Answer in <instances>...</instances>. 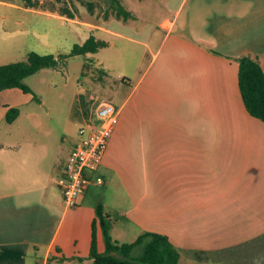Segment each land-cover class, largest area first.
I'll use <instances>...</instances> for the list:
<instances>
[{
    "label": "crops",
    "instance_id": "1",
    "mask_svg": "<svg viewBox=\"0 0 264 264\" xmlns=\"http://www.w3.org/2000/svg\"><path fill=\"white\" fill-rule=\"evenodd\" d=\"M85 1L95 3L89 23L97 33L140 22L148 1L168 11L159 28L173 29L185 9L190 26L176 45L177 65L165 62L147 82L142 75L125 100L141 87V135L133 139L141 145V187L114 184L110 203L95 194L93 187H109L101 167L117 170L112 134L98 169L105 182L91 185L78 205L103 202L115 240L127 232L166 234L179 264H264V121L244 104L238 60L249 55L264 68V0H122L135 15L129 18L110 8L113 0ZM33 9L87 26L77 12L69 18ZM16 88L0 91V123L18 107L7 99ZM14 140L9 152L0 140V264H94L90 251L68 252L59 240L68 207L57 177L78 139L71 148L52 137ZM89 233L92 239V226ZM97 234L100 249L99 227Z\"/></svg>",
    "mask_w": 264,
    "mask_h": 264
},
{
    "label": "rangeland",
    "instance_id": "2",
    "mask_svg": "<svg viewBox=\"0 0 264 264\" xmlns=\"http://www.w3.org/2000/svg\"><path fill=\"white\" fill-rule=\"evenodd\" d=\"M7 1L17 5L0 3V64L26 60L33 50L56 55L70 53L76 43H83L91 34L97 33L89 23L92 22L94 11L82 0L69 1L80 16L82 22H79L87 25L85 29L80 24L26 8L22 0ZM42 1L50 6L55 0ZM140 10L143 13V9ZM167 12L163 5L148 1L140 22L130 27H116L117 32L97 33L108 41L107 46L86 55L68 56L58 66L44 67L28 76L25 81L33 92H25L18 87L16 89L20 93H13V97L7 98L20 107L21 112L12 123L6 118L1 121L0 140L4 143L1 151H11L8 146L14 139L35 136L52 137L71 148L80 136V128L92 116L98 103L103 99L111 100L118 106L123 104L113 129L110 153L117 170L109 172L105 166L101 167L109 187L95 186V194L101 198L103 193L110 203L114 184L119 187L124 184L141 187V145L137 140L133 142L141 135V87L128 103L125 100L131 84L137 83L142 75L147 82L165 62L175 66L182 58L176 45L183 27L190 26V23L187 24V9L169 31L159 28L157 24ZM96 202L86 200L80 202L82 206L77 204L66 209L59 240L68 252L77 248L85 253L90 251L89 229L96 214ZM62 204L65 208L64 197ZM120 221L124 223V219ZM98 227L102 229L101 225ZM137 236L127 232L120 237V242H132ZM78 240L80 243L77 246ZM100 249H105L104 240ZM141 250L137 247L135 254Z\"/></svg>",
    "mask_w": 264,
    "mask_h": 264
},
{
    "label": "trees",
    "instance_id": "3",
    "mask_svg": "<svg viewBox=\"0 0 264 264\" xmlns=\"http://www.w3.org/2000/svg\"><path fill=\"white\" fill-rule=\"evenodd\" d=\"M26 7L57 11L69 18H75L76 10L69 0H55L52 5H45L42 0H22ZM90 10L95 3L85 1ZM118 16L134 17L122 0H113L111 7ZM108 41L91 34L83 43H76L70 53H40L31 51L26 60L0 64V91L11 87H20L25 92H33L26 83V78L44 67H55L65 62L68 56L86 55L97 52L107 46ZM239 87L244 104L249 113L264 121V68L258 59L249 55L239 57ZM36 98V96H35ZM19 107H11L6 115L8 122H13L19 115ZM101 225L105 250L98 246V226ZM112 218L105 213L103 202L97 203L96 214L92 221V239L89 257L94 264H179L180 252L170 238L163 233L145 231L132 242H120L111 234ZM137 247L142 250L135 254ZM83 257H80L82 259Z\"/></svg>",
    "mask_w": 264,
    "mask_h": 264
},
{
    "label": "built area",
    "instance_id": "4",
    "mask_svg": "<svg viewBox=\"0 0 264 264\" xmlns=\"http://www.w3.org/2000/svg\"><path fill=\"white\" fill-rule=\"evenodd\" d=\"M121 108L111 100L103 99L80 128L78 141L57 177L67 207L76 206L91 185L104 184V177L98 173V169L119 120Z\"/></svg>",
    "mask_w": 264,
    "mask_h": 264
}]
</instances>
